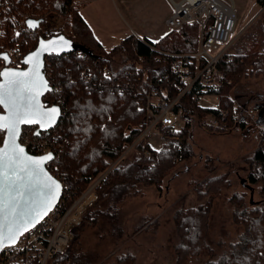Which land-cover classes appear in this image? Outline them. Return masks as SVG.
I'll use <instances>...</instances> for the list:
<instances>
[{
    "label": "trees",
    "instance_id": "16d2710c",
    "mask_svg": "<svg viewBox=\"0 0 264 264\" xmlns=\"http://www.w3.org/2000/svg\"><path fill=\"white\" fill-rule=\"evenodd\" d=\"M73 1L0 2V55L14 43L21 44L25 55L32 52L41 39L46 20L52 14L63 20L58 36L87 50L78 52L76 56L74 53L47 56L44 65L46 73L47 69L49 71L48 79L58 80L61 85V91L55 98L62 107V116L49 132V135H56L67 142V153L55 158L49 165L55 166L60 172L57 179L64 186L71 184L76 194L80 195L91 182L113 165L100 184L94 188L95 200L82 214L80 224L73 228V238L68 248L52 260L53 264H94V260L101 259L81 250L80 232L85 228L94 227L99 232L98 238L109 239L115 243L117 251L120 249L127 235L122 214L124 206L141 197L143 189L147 187H154L158 194L162 195L167 191L169 182L177 177L178 166L190 158L188 140L191 120L195 119L200 129L211 135L223 134L234 127H246L244 111L236 105L233 93L244 77L264 76V9L260 17L244 30L226 52L225 57H232V61H221L223 78L218 87L206 91L207 95L217 97L218 108L226 112L227 117L219 119L217 126H212L206 121V117L209 114L218 117L219 112L203 108L198 100H192L191 94L185 95L178 104V108L182 109L181 118L184 125L179 131L166 135L165 139L168 141L165 145L154 151L147 143L140 141L126 156L119 159L148 125L144 97L135 93L121 95L116 91H102L96 87L90 90L78 79L77 71L85 64L95 61L110 66L111 56L120 53L123 59L117 69L122 72L134 69L139 64L137 57L141 55L147 60L142 66L141 74H145L146 79L153 80L154 71L161 73L160 70L163 69L162 61H155V53L140 43L137 44L136 52H127L119 45L109 53H100L79 41L73 32ZM257 2L264 8V0ZM29 19L42 21L36 31L25 27V21ZM198 38V25L190 23L179 31H169L156 43H149L159 51L192 54L197 51ZM147 85L144 82V86ZM153 87L156 88L155 85ZM194 94L202 96L203 92L195 89ZM175 96L176 91L169 90L164 99H173ZM52 97L48 93L43 98V103L49 106ZM251 122L258 144L251 155L244 158L246 183L247 187L260 184L259 193L264 195V123L257 125V121ZM3 135L0 131V145ZM145 152L152 153L153 159H146ZM213 170L211 167L208 169L209 173ZM51 174L54 175L52 172ZM187 185L197 204L188 207L181 205L174 211L173 221L178 237V243L173 250L175 264H264V200L245 203L246 194L238 193L229 198L232 222L241 227L242 232L236 242H219L217 247L220 254L215 257L214 249L207 242L209 215L214 200L227 185V175L212 176L200 183L189 182ZM151 222V218H141L133 232L136 234L154 229H149ZM114 262L136 264L135 256L129 253L116 255Z\"/></svg>",
    "mask_w": 264,
    "mask_h": 264
},
{
    "label": "rangeland",
    "instance_id": "374dc122",
    "mask_svg": "<svg viewBox=\"0 0 264 264\" xmlns=\"http://www.w3.org/2000/svg\"><path fill=\"white\" fill-rule=\"evenodd\" d=\"M79 1L81 0L73 1L74 30L77 32L80 31L81 25L76 21L75 2ZM93 1L94 0H86L83 2V5H88ZM163 1L167 3L166 0ZM232 1L237 16L236 34H239L258 19L261 15L260 12L263 10H261L257 0ZM95 5L99 7L102 14L105 13L104 18L108 24V31L111 34L123 33L124 40L135 39L137 36L155 42L170 31L164 23L167 18V4H165L162 10L158 11L151 19H149L147 10L143 7L137 11L140 16H132L133 18L127 15L124 16L118 0H99L95 2ZM46 21V26L41 32V38L43 31L46 29L55 31L57 34L61 32L63 20L58 15L52 14ZM262 21L264 23V17ZM108 34L100 37L102 45L98 39L93 36V33H90L89 36L92 38L90 44L93 46L92 48L97 51H99V49H109L108 52H106L109 53L110 48L113 47L117 39L114 41L111 39L109 40ZM130 47L131 46L128 48L130 49ZM122 57L120 53H114L111 56L112 62L110 66L104 65L100 63V61L97 62L101 69L110 68L116 71L117 68H120ZM239 85L240 86L233 93V97L236 105L244 110V118L247 121L246 127L244 129L234 127L223 134L211 135L200 129L195 119L191 120L188 140L191 152L190 158L178 166L176 171L177 177L169 182L167 191H164L162 195H159L154 187H147L143 189V195L141 197L133 199L124 206L122 214L124 215V226L128 236L126 235V240L120 249L118 251L115 249V243L113 241L98 238L99 232L94 227L85 228L80 232L79 244L81 250L91 256L97 257L99 260L101 259V261L94 260V264H114L116 255L120 256L128 253L135 256L136 264H175L173 250L178 243V237L173 221L174 211L181 205L188 207L197 204L195 196L188 188L187 184L189 182L200 183L212 176L226 174L227 185L222 189L221 193L212 204L211 213L209 215L207 242L214 249V256L216 257L220 254V250H218L217 247L219 242L222 241L228 244L238 240L242 228L235 226L232 222V207L228 202L229 198H231L233 194L238 193L246 194L245 203H248L251 197L253 203L264 200V195L259 193L260 184L247 187V170L244 165V158L247 156L249 157L257 148L258 144L255 138L256 133L253 122L251 121H257V125H260L262 122L264 123V76L258 78L244 77ZM217 104L218 99L216 96L205 97L199 103L201 107L206 109H213L217 107ZM260 108L262 109L260 110ZM249 110H259L255 118L251 119V121L247 115ZM259 115H261V118H259ZM248 131H250L249 134L247 133ZM166 135L167 134L158 129V131H153L145 143L148 144V142L151 141L152 144H148L149 147L158 151L162 145L167 143L168 140L165 139ZM137 140L119 159L130 152L134 145L138 143ZM65 143L67 142L65 141ZM65 153H67V150ZM112 166L90 183L85 190H88L89 195L94 194V188L100 184L109 173ZM210 167L214 169L212 173L208 171ZM81 193H83V191ZM76 196L79 195L77 194ZM143 217L152 219L154 223H150L149 229H154L147 232L143 230L135 234L133 232L135 225Z\"/></svg>",
    "mask_w": 264,
    "mask_h": 264
},
{
    "label": "built area",
    "instance_id": "2783aa9c",
    "mask_svg": "<svg viewBox=\"0 0 264 264\" xmlns=\"http://www.w3.org/2000/svg\"><path fill=\"white\" fill-rule=\"evenodd\" d=\"M3 1L7 3L8 0H0ZM190 23H196L199 29L198 48L192 54L167 53L155 49L145 40L139 41L155 53L153 55L155 61H162L163 69L160 70L161 73L154 71L153 80L146 79L145 74H141L142 66L147 62L146 57L141 55L137 57L139 64L134 69L122 72L118 69L116 71L110 68L101 69L99 63L95 61L85 64L77 71L78 79L90 90L96 87L102 91H116L121 95L135 93L144 97L148 125L137 142H145L153 131L158 129L167 135L179 131L184 125L181 118L182 109L178 108L182 98L191 94L192 100H198L200 103L203 98L210 96L206 91L216 89L223 78L221 61H232V57H225L238 36L237 16L232 3H225L222 0H183L181 3L173 4V12L165 21L170 31H179ZM57 35V32L46 29L42 33V39L47 40ZM2 54L6 55L7 60L0 58V75L5 69L26 68L23 63L26 55L20 43H14ZM77 54L78 52H74V56ZM47 73L44 65V75L51 89L49 93L53 96L49 106L62 109L55 98L61 91V85L57 80L48 79V69ZM144 82L148 84L147 87L144 86ZM154 85L156 88L153 87ZM195 89L202 91L203 95L194 94ZM169 90L176 91V96L173 99H164ZM213 109L219 112V116L209 114L206 121L212 126H217L219 119H225L227 113L221 111L218 104ZM257 112V110H249L248 118L254 119ZM36 131V126L22 127L18 143L27 153L35 157L52 155L54 158H60L64 155L65 140L46 132L36 135ZM148 144L151 145V141ZM151 149L157 151L152 147ZM144 157L152 160L153 154L145 152ZM50 164L51 162L46 168L57 179L60 172L55 166H49ZM62 186L60 201L48 216L22 235L16 244L5 246L0 250V264H53V258L66 251L72 240V229L80 224L82 214L91 204L89 205L88 201L90 197L88 190L76 196L71 184L65 186L62 184Z\"/></svg>",
    "mask_w": 264,
    "mask_h": 264
},
{
    "label": "water",
    "instance_id": "95a60500",
    "mask_svg": "<svg viewBox=\"0 0 264 264\" xmlns=\"http://www.w3.org/2000/svg\"><path fill=\"white\" fill-rule=\"evenodd\" d=\"M28 21H32L36 26L35 27H29ZM41 20H27L25 21V26L30 31H36L39 28V25L41 24ZM87 50L77 47L70 43L67 39H65L62 36L53 37L47 40L39 39L38 44L36 48L27 54L23 60L24 65L26 66L23 70H14V69H5L2 71L0 75V92H3L5 94L4 98L6 103L10 101L13 98L19 99L20 96L25 98V101H27L28 97H35V103L38 106H43L40 110V113H38L39 122L34 124H22L20 126L21 130L24 126H36L37 133L40 132H50L58 123L60 117L62 116V109L57 106H48L43 103V98L51 91L48 82L44 75V62L45 57L50 55L55 56H62L66 54H71L74 52H86ZM38 54V55H37ZM6 55L1 54L0 58L5 60ZM7 60V59H6ZM27 61V62H25ZM27 73V76H4L3 73ZM10 80H16L21 81L25 83H19L17 85H10ZM39 92V95L36 93ZM0 108L2 112L0 113V117H7L9 115L8 108L5 104H0ZM52 108H56V113H50V110ZM243 110V109H242ZM244 111V110H243ZM47 113L48 115L52 116V122L49 124L48 122V115H45ZM259 118H261V115H259ZM41 124H44V127H41ZM4 133L3 140L0 145V180H3L4 177L2 175L3 172H7L8 176L11 177L12 180H18L17 173L19 176H23L24 180L20 182L17 185V188L21 190H26L25 195V202H22V208L27 210L29 206H35L37 210L42 212V215L39 217L38 220H36L34 226L32 224L28 225V230L23 232L22 235H24L26 232H28L30 229L35 227L38 223H40L45 217L48 216V214L57 206V204L60 201V198L62 196L63 192V186L62 184L55 179L50 172L47 170L46 165L52 161L53 156L51 155V159L44 161L40 168L43 169V173H40L38 170L34 175L29 176L27 173L20 172L19 171V163H12L9 160V157H13L14 153L11 150V144L6 143L8 141V136L6 131H2ZM21 134V132H20ZM18 139L16 140V144L19 145ZM20 146V145H19ZM21 147V146H20ZM23 148V147H22ZM24 149V148H23ZM5 153L7 155H5ZM24 156L30 157L33 160H41L46 156L41 157H35L27 153V151L24 149ZM31 168V166H30ZM51 178V180H54L57 184H59V191L56 195V198L51 202V208L48 209L46 212H43L44 209V203L45 198L42 195V193L46 192L47 189L45 188V184L48 183V178ZM17 188H12L10 190L7 180L4 181V189L2 192H0V202L3 203L4 206V213L0 215V222H3L5 226L12 220V217L8 214L9 212V201L10 197L14 194V192L17 190ZM250 202L253 203L252 197L250 198ZM32 217L36 216V212H32ZM31 218V217H30ZM19 235L17 237L18 242L19 238L22 236ZM15 243V244H16ZM9 246V245H6Z\"/></svg>",
    "mask_w": 264,
    "mask_h": 264
},
{
    "label": "snow or ice",
    "instance_id": "6c2138e0",
    "mask_svg": "<svg viewBox=\"0 0 264 264\" xmlns=\"http://www.w3.org/2000/svg\"><path fill=\"white\" fill-rule=\"evenodd\" d=\"M29 27H35L36 25L32 21L27 22ZM19 35V34H17ZM38 55V54H37ZM5 59H7L5 57ZM27 62V61H25ZM4 76H27V73H3ZM19 83H25L16 80H10V85H17ZM39 95V92L36 93ZM5 94L0 92V104H5L8 108L9 115L7 117H0V131H6L8 136V141L6 143L11 144V150L14 153L13 157H9L10 162L19 163V171L27 173L29 176L34 175L38 170L43 173V169L40 165L51 159V155L42 158L41 160H33L30 157L23 155L24 149L16 144L17 138L20 136L22 124H34L39 122L38 113L43 106H38L35 103V97H28L27 101L22 96L13 98L6 103ZM57 109L52 108L50 113H56ZM45 115H48L45 113ZM53 117L48 115L49 124L52 122ZM41 124V127H44ZM39 133H37L38 135ZM5 155H7L5 153ZM31 166V168H30ZM2 167V165H0ZM4 179L0 180V192L4 189V181L7 180L10 190L12 188H17V185L24 180L23 176H18V180H12L5 171L2 173ZM48 183L45 184L46 192L42 193L45 198L43 212H46L51 208V202L56 198L59 191V184H57L51 178H48ZM26 190H21L17 188L14 194L10 197L9 201V212L8 214L12 217V220L5 226L3 222H0V250H2L6 245H14L17 241V237L22 235L23 232L28 230V225L32 224L34 226L36 220L42 215V212L37 210L35 206H29L27 210L22 208V202H25ZM32 212H36V216L32 217ZM4 213L3 203L0 202V215ZM31 217V218H30Z\"/></svg>",
    "mask_w": 264,
    "mask_h": 264
},
{
    "label": "crops",
    "instance_id": "0c3cea01",
    "mask_svg": "<svg viewBox=\"0 0 264 264\" xmlns=\"http://www.w3.org/2000/svg\"><path fill=\"white\" fill-rule=\"evenodd\" d=\"M86 0H81L79 2H75L76 5V21L79 25H81V29L79 32L74 30V21H73V32L76 34V37L79 41L87 44L91 49H93L90 42L92 41V38L89 36L90 33H93V36L98 39V41L102 44V40L100 37H103V35L108 34V39L114 41L116 40V43L113 45V47L110 48L112 50L115 46H123L124 50L127 52H136L137 44L140 40H145L150 43H156L159 40L152 42L146 38H140L137 37L135 39H126L123 37V33H116L111 34L107 29V21L105 20L104 16L105 13H101L99 7L95 5V2H98L99 0H94L88 5H83V2ZM119 4L122 7V14L125 16H129L130 18H133L132 16H140V14L137 12L138 9L144 8L147 10V14L149 19H151L156 13L167 4V18L172 14L173 12V4L181 3L183 0H166L167 3H165L163 0H118ZM225 3H232L234 6V3L232 0H222ZM74 6V5H73ZM73 9V7H72ZM264 8H261L263 10ZM261 13V12H260ZM73 15V13H72ZM123 17L122 15H120ZM166 18V19H167ZM165 19V21H166ZM102 23V24H101ZM165 23V22H164ZM237 24V23H236ZM244 31L240 32L237 36L238 37L243 33ZM168 33V32H167ZM166 33V34H167ZM236 39V40H237ZM235 40V41H236ZM105 41V40H104ZM106 42V41H105ZM103 45V44H102ZM105 45V44H104ZM129 46L130 49L128 48ZM99 49V48H98ZM94 50V49H93ZM109 49L101 50L97 52H108ZM263 112V111H262ZM95 200V195L91 194L88 201L89 205L92 204Z\"/></svg>",
    "mask_w": 264,
    "mask_h": 264
},
{
    "label": "bare ground",
    "instance_id": "6f19581e",
    "mask_svg": "<svg viewBox=\"0 0 264 264\" xmlns=\"http://www.w3.org/2000/svg\"><path fill=\"white\" fill-rule=\"evenodd\" d=\"M55 158L53 157V159L52 160H54ZM73 230V229H72ZM72 238H73V234H72ZM71 242V241H70Z\"/></svg>",
    "mask_w": 264,
    "mask_h": 264
},
{
    "label": "flooded vegetation",
    "instance_id": "af4514ba",
    "mask_svg": "<svg viewBox=\"0 0 264 264\" xmlns=\"http://www.w3.org/2000/svg\"><path fill=\"white\" fill-rule=\"evenodd\" d=\"M244 120H245V118H244Z\"/></svg>",
    "mask_w": 264,
    "mask_h": 264
}]
</instances>
